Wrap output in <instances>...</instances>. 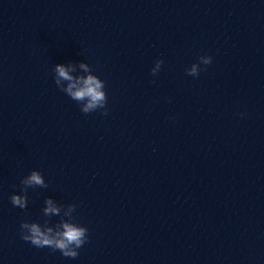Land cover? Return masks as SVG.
Here are the masks:
<instances>
[{"label": "clouds", "instance_id": "clouds-1", "mask_svg": "<svg viewBox=\"0 0 264 264\" xmlns=\"http://www.w3.org/2000/svg\"><path fill=\"white\" fill-rule=\"evenodd\" d=\"M212 63V57L202 55L198 57V63H193L186 68V74L192 77L199 76L201 71H206V66ZM164 64L162 59H157L151 69V75L159 73ZM201 65L205 67L202 68ZM56 87L73 101L80 105V111L89 114L102 110L101 114L108 115L107 93L105 81L93 74L91 66L83 61L68 62L67 64H55L52 69ZM243 115V114H241ZM21 193L10 196V202L14 207L26 209L28 203L27 192L29 188H47L43 175L38 170H32L20 181ZM42 213L44 217L60 216L59 222L53 227L49 220L43 223L22 220L20 222V236L26 242L37 248H50L59 251L64 257L75 259L80 249L88 241V229L74 221L73 212L77 205L58 204L52 197L44 200Z\"/></svg>", "mask_w": 264, "mask_h": 264}]
</instances>
